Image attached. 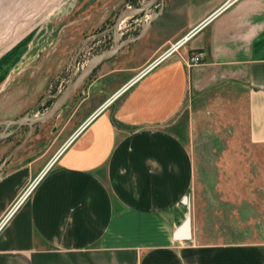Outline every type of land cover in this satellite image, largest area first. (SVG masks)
<instances>
[{
    "label": "crops",
    "instance_id": "0c3cea01",
    "mask_svg": "<svg viewBox=\"0 0 264 264\" xmlns=\"http://www.w3.org/2000/svg\"><path fill=\"white\" fill-rule=\"evenodd\" d=\"M154 13L127 28L145 38L127 42L131 60L98 63L54 139L1 170L0 220L36 180L0 227V264H264V182L262 200L252 164L197 168L190 147L205 107L264 145V0H164ZM212 204L248 223L236 236L262 238L219 241L235 236L208 233Z\"/></svg>",
    "mask_w": 264,
    "mask_h": 264
},
{
    "label": "rangeland",
    "instance_id": "374dc122",
    "mask_svg": "<svg viewBox=\"0 0 264 264\" xmlns=\"http://www.w3.org/2000/svg\"><path fill=\"white\" fill-rule=\"evenodd\" d=\"M160 5V0H131L127 6L125 0H0V166L3 158L28 134L29 123L18 120L49 111L71 83L76 87L73 94L55 115L34 123L32 134L22 147L26 153L42 148L49 138L54 139L59 124L79 97L84 83L96 74L97 66L89 71L84 83H80L84 71L98 56L125 41L129 26L139 28L138 19L154 13ZM141 6L145 7L141 9ZM143 37H138L135 48L145 43ZM149 37L147 35L146 39ZM104 60L110 66L129 62L128 43ZM203 112L206 116L201 128L190 140L196 167L252 164L254 181L259 187L256 194L262 199L264 172L259 173L257 167L264 165V145L244 143L245 127L241 120L238 124L236 118L218 119L207 107ZM64 141L57 142L55 152ZM12 161H5L3 170ZM212 205L213 208L207 209L208 233L235 236L219 241L262 238L236 236L249 233L248 223H242L239 231V223H233L231 207L217 209ZM257 223L258 226L263 224L262 221Z\"/></svg>",
    "mask_w": 264,
    "mask_h": 264
},
{
    "label": "water",
    "instance_id": "95a60500",
    "mask_svg": "<svg viewBox=\"0 0 264 264\" xmlns=\"http://www.w3.org/2000/svg\"><path fill=\"white\" fill-rule=\"evenodd\" d=\"M161 1V5L160 8H158V10H156V12L153 14V17L158 14L159 12H161V10L163 9L164 6V0H160ZM145 6H141L140 8L143 9ZM139 8V9H140ZM127 13H125V15L122 17V19H124L126 17ZM122 19H120L118 22H120ZM149 22V21H148ZM144 31V30H143ZM143 31L141 32V34L143 33ZM140 34V36H141ZM134 37L132 39H127L126 41H123L121 44L115 45L112 49L105 51L103 54H101L100 56H98V59L96 61H94L93 63H91L88 68L86 69V71H84V75L83 77H81L80 79V83L84 80V77H87L89 74V71L91 69H93L94 67H96L98 65L99 62L102 61V59L104 58H108L110 55H112V53L116 52L120 47L124 46L127 44V42H130V40H133L135 38ZM76 90V87L74 85H72L70 83L69 88L61 95L60 98H58L56 100V104H54V106L47 112L42 113V115H35V116H28L27 118H20L18 121L22 122V123H29V129H28V134L25 136L24 140L18 145L16 146V148L9 154V156L6 157L5 160H3L1 166H0V172L1 170H3V166L5 165V161L8 160L16 150H19L28 140V138L30 137V135L32 134V129H33V125L34 123L38 122V121H42V120H46L48 118H50L51 116L55 115L56 112L61 108V106L65 103V101L73 94V92ZM85 94V90L82 92V95ZM80 98V97H79ZM78 98V99H79Z\"/></svg>",
    "mask_w": 264,
    "mask_h": 264
},
{
    "label": "built area",
    "instance_id": "2783aa9c",
    "mask_svg": "<svg viewBox=\"0 0 264 264\" xmlns=\"http://www.w3.org/2000/svg\"><path fill=\"white\" fill-rule=\"evenodd\" d=\"M185 37H186V35L184 36V37H182V38H180V39H178L177 41H175L174 43H172L171 45H170V47L166 50V52L167 53H169V52H171L173 49H175V48H177L178 46H179V44H181V42L183 41V39H185ZM201 56H202V54H201V52L200 53H194L193 55H191L188 59H187V63L189 64V65H191V64H194V63H197V62H199L200 61V58H201ZM157 59V58H156ZM153 62H155V61H153ZM152 62V63H153ZM152 63H150V64H148V65H146L143 69H142V71H145V69L146 68H148L149 66H151V64ZM128 85H125L124 87H122V89H124V88H126ZM122 89H119L118 91H116L115 93H114V95L116 94V93H118L120 90H122ZM113 95V96H114ZM36 179H34L33 180V182L35 181ZM32 182V183H33ZM32 183H30V185L25 189V191L16 199V201L13 203V206L2 216V218H1V220H0V227L2 226V224L6 221L5 219H7V217L13 212V210L16 208V206H17V204L29 193V191H30V187H31V185H32ZM183 200L185 201V202H187L188 200H187V197H184L183 198Z\"/></svg>",
    "mask_w": 264,
    "mask_h": 264
},
{
    "label": "flooded vegetation",
    "instance_id": "af4514ba",
    "mask_svg": "<svg viewBox=\"0 0 264 264\" xmlns=\"http://www.w3.org/2000/svg\"><path fill=\"white\" fill-rule=\"evenodd\" d=\"M86 78H87V77H84V80H83L81 83H84V81H85ZM79 95H81V93H80Z\"/></svg>",
    "mask_w": 264,
    "mask_h": 264
}]
</instances>
